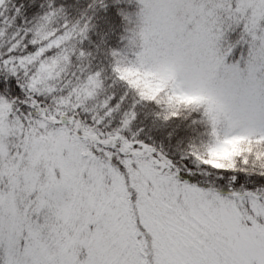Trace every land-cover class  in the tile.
Masks as SVG:
<instances>
[{"label":"snow or ice","instance_id":"1","mask_svg":"<svg viewBox=\"0 0 264 264\" xmlns=\"http://www.w3.org/2000/svg\"><path fill=\"white\" fill-rule=\"evenodd\" d=\"M0 264H264V0H0Z\"/></svg>","mask_w":264,"mask_h":264}]
</instances>
